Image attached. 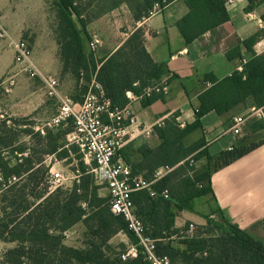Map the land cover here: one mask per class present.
<instances>
[{"label": "trees", "instance_id": "16d2710c", "mask_svg": "<svg viewBox=\"0 0 264 264\" xmlns=\"http://www.w3.org/2000/svg\"><path fill=\"white\" fill-rule=\"evenodd\" d=\"M53 1L57 8L56 33L62 74L71 73L82 80L86 78L83 74L88 73V81L94 77L113 106L119 108L128 105L127 92L142 96L146 88L162 81L167 66L154 62L146 51L143 28H137L112 54L97 59L91 50L88 51L91 36L87 27L101 15L123 4L129 8L133 19L141 22L151 15L156 5L165 7L173 0ZM248 1L247 10L250 11L260 0ZM184 2L189 12L178 21L177 27L187 43L229 19L224 0ZM90 8L94 11H90ZM260 36L261 33H257L242 42L253 56L243 64L241 72L235 71L222 80H217L213 75L205 77L212 86L199 96L200 105L193 122L182 128L178 121L180 114H172L163 124L154 127L162 141L159 147H139L142 160L136 165L124 158L132 166L134 174H143L147 179H152L160 168H170L153 185L159 197L152 198L146 191H139L133 193L132 199L136 214L143 223V235L156 240V253L168 256L175 264H264V243L228 223L220 210L215 211L220 221L208 218L206 227L197 228V237L174 240L175 235L180 236V231L174 228L176 211L193 210L195 199L212 193L211 170L207 168L196 172L193 163L206 157L209 162L214 160V168L219 169L256 146L233 148L214 159L205 150L204 140L187 147L183 139L202 126L204 115L211 111L223 115L248 98H253L255 105L264 111V54L257 55L253 50ZM227 56L229 59L240 58V48L230 51ZM159 96L163 95L143 97L142 104L147 106ZM6 123L0 120V127L8 129ZM37 136L48 142L44 154H55L62 148L49 130L45 136L39 133ZM0 144V177L4 181L0 187L5 194L12 195L10 198L5 195L3 199L4 203L9 204L3 208V216L0 217V240L17 244L4 254L0 264H150L128 222L123 216L110 211L109 198L100 197L99 186L93 176L86 172L84 162H81L80 170L86 176L80 185L73 184L71 188L49 192L45 182L49 170L40 168L43 159L32 160L31 156H23L19 162L16 154H24L26 148H15L12 134L0 137ZM5 153L8 156L3 155ZM13 177L17 181L9 183ZM28 181L37 183L39 192L36 187L29 189V192ZM40 184L45 186L39 189ZM164 191L168 192V198L160 195ZM83 202L93 209L97 228L92 234L100 238V242H90L88 248H74L65 244L63 233L83 222L86 216ZM118 233L126 234L130 242L137 246L136 257L123 260L117 254L109 253L107 243Z\"/></svg>", "mask_w": 264, "mask_h": 264}, {"label": "crops", "instance_id": "0c3cea01", "mask_svg": "<svg viewBox=\"0 0 264 264\" xmlns=\"http://www.w3.org/2000/svg\"><path fill=\"white\" fill-rule=\"evenodd\" d=\"M46 1L48 2L4 0L7 4L11 2L19 4L18 23H15L13 18V21L4 24L9 28L10 34L21 35L23 31H30L37 35L33 45V60L41 80L48 75L57 77L62 74L59 44L56 38L48 37L53 36V29L46 26V21L50 17V7ZM248 5V0H233L226 4L228 21L189 43L184 40L177 27L178 21L189 12L184 0H173L141 22H136L129 8L123 4L88 25L91 40H98L95 52L97 59L112 54L141 27L144 30L146 51L154 62L167 66V73L162 79L167 81L169 88L167 94L157 97L147 106L142 104L141 99L130 100V108L136 116L137 123L129 128L130 137L122 154L131 164L136 165L142 160L139 153V147L142 145H147L151 149L161 145L162 141L155 133L154 127L163 124L166 118L179 113L178 121L182 128L194 121L195 111L200 105L199 96L212 86L211 81L205 80L207 75L222 80L235 71H242L243 64L253 56L244 48L243 41L261 33L253 50L257 55L264 54V0L258 1L250 11L247 10ZM14 10L8 9L6 5L2 6L4 14L15 16ZM54 19L56 32L58 25L56 13ZM5 42L8 46V41ZM237 47L240 48L241 57L229 59L227 54ZM6 52L13 58L12 50L8 48ZM47 60H50V64L45 62ZM4 67L6 66L2 67L0 63V74L4 73ZM46 99L43 95L32 97L33 111L44 105ZM240 116L246 117L247 120L242 133L235 135L231 131V126L235 118ZM201 123L202 126L187 135L183 143L188 147L201 139L204 140L205 150L214 159L233 148L256 146L239 159L219 169L214 168V160L209 162L206 157L195 161L196 172L207 168L211 170L212 193L195 199L193 210L176 211L174 228L180 231V235L191 223L197 228H204L207 226L208 218L220 221L218 214L215 213L216 210H220L228 223L236 225L264 243L263 108L257 107L253 98H248L223 115H218L214 111L209 112L202 117ZM12 163L14 164V161ZM178 236L175 235L174 240Z\"/></svg>", "mask_w": 264, "mask_h": 264}, {"label": "built area", "instance_id": "2783aa9c", "mask_svg": "<svg viewBox=\"0 0 264 264\" xmlns=\"http://www.w3.org/2000/svg\"><path fill=\"white\" fill-rule=\"evenodd\" d=\"M224 1L229 4L233 0ZM162 8L161 5H156L151 15ZM0 37L8 41L9 48L14 52V72H25L32 78L39 76L29 42L24 39L9 38L8 32L1 27ZM89 47L92 52H96L98 40H91ZM10 79H13V76ZM42 81L44 94L50 98L58 97L59 105L51 117L36 127V131L45 136L48 130L66 126L72 121L73 131L68 135L69 142L75 145L82 154L86 172L93 176L97 185L107 190L110 211L125 218L129 229L139 238L138 245L142 248L145 258L150 264H175L168 256H160L156 253V240L143 235V223L136 214L132 199L133 193L146 191L152 198L159 197L153 185L169 172L170 168H160L155 171L152 179H147L143 174H134L132 166L125 161L122 151L130 137L129 128L137 123L136 116L130 108V101L125 107H114L95 78L82 102H76L67 95L60 96V80L57 77L48 75ZM11 84H13V80ZM168 90L167 81L162 80L146 88L142 96H136L132 92H127V96L129 100L142 99L152 94L165 95ZM246 120V117L241 116L235 118L231 131L235 135L241 134ZM23 156L25 153L17 154L19 162L22 161ZM79 172L77 170L78 174ZM49 176L47 184L50 192L58 188L71 187L72 179L63 171L55 170L52 167L49 170ZM77 178L78 176L74 175L73 179ZM0 179L2 178L0 177ZM15 181L17 179L13 177L9 183ZM160 195L168 198L167 191ZM64 235H68L67 231L64 232ZM197 236V227L191 223L185 232L175 240L191 239ZM137 254L138 248L134 245L127 254L122 256V259L134 258Z\"/></svg>", "mask_w": 264, "mask_h": 264}, {"label": "rangeland", "instance_id": "374dc122", "mask_svg": "<svg viewBox=\"0 0 264 264\" xmlns=\"http://www.w3.org/2000/svg\"><path fill=\"white\" fill-rule=\"evenodd\" d=\"M46 4L48 7H50V17L46 21V26L48 25L49 28L52 27L53 29V36L49 35L48 37H53L57 39V33L55 32L56 25L54 19V14L57 12V8L53 0H48V2L46 1ZM3 5H6L8 9H15L13 12L15 16L4 14L2 11ZM18 5L19 4L15 2L7 4L4 3V0H0V27L8 32L9 38L11 39L17 38L27 40L31 45L33 52V45L35 43V38L37 37L35 33H30V31H23L21 35L15 33L10 34L9 28L7 27V25H4L7 24V22L9 23L13 21V18L14 22L18 23ZM90 11L93 12L94 9L90 8ZM32 30H34V27L32 28ZM5 41L6 39L0 37V63H2V67L6 66L4 67V73L0 74V120L4 121L5 123L7 122L6 126L8 127V129L0 127V137L6 134H12V137L14 138L15 148H26L25 156H31L32 160L38 158L44 160L43 165L40 168L44 170H50V168L54 167L55 170L63 171V173H65L69 176V178L72 179V182L70 183L71 187L73 186V184L80 185L86 175H83L80 170V164L81 162H83L82 154L78 151L75 145L69 142L68 135L73 131L72 123L69 122L66 126L49 130L50 133L54 135L58 146L62 147L55 154H44V151L48 149V142L46 141V139L44 140L37 136L38 132L36 131V127L44 123L49 117H51L56 112V109L59 105V98H50L44 94L42 86L43 81L39 76L32 78L25 72H14V56L12 58L7 55L6 50H8L9 47L7 46ZM89 48L88 51L91 50ZM93 53L95 54V52ZM45 62L47 64H50V60H47ZM12 76L13 79H10ZM85 76L86 78H83L82 80H79L71 73H64L60 76H57L60 80V96L67 95L72 97L76 102H82L83 97L91 87L94 79V77H92V79L88 81V73L86 72L85 75L83 74V77ZM12 80L13 84H11ZM41 95L47 98L46 103L38 107L37 110L33 111L34 105L32 104V97L36 98L37 96ZM12 120L15 121V123ZM0 147H2L1 144ZM64 152L66 153L64 154ZM3 155L8 156L7 153ZM193 164V166L196 168V163ZM77 170L80 171L79 174L77 173ZM38 174V176H41V173ZM74 175L78 176V178L75 180L73 179ZM49 178L50 176L48 173L45 178L46 183ZM3 184V179H0V185ZM27 185H29L28 190L35 189L36 187V190L39 192V190L37 189V183L34 184V182L30 183L28 181ZM44 186L45 185L40 184V187L38 188L40 189ZM98 186L100 197L108 200L109 194L107 190L100 185ZM20 188H17V190H20ZM1 189L2 187H0V217L3 216V208H5L9 204L8 202H3L5 195H7L9 198L10 196H12L11 194H5V192ZM28 190L26 192H28ZM30 190L29 192H31ZM82 208L86 211V219L84 218L83 222H80L66 230L68 233L67 236H65L63 233V236L65 238V244L70 247L88 248V244L90 242H100V238L92 234V231L97 228V222L93 220V209L89 207V204L87 202L82 203ZM6 210L7 212H10L9 209ZM16 245V243L0 240V262L2 261L4 254L8 250L15 248ZM107 246L109 248L110 254H117V256H120L122 258V256L124 254H127V252L131 250L132 246L134 245L130 242L126 234L118 233L108 241Z\"/></svg>", "mask_w": 264, "mask_h": 264}]
</instances>
